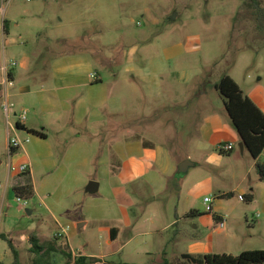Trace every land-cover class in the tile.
<instances>
[{"label": "rangeland", "instance_id": "rangeland-1", "mask_svg": "<svg viewBox=\"0 0 264 264\" xmlns=\"http://www.w3.org/2000/svg\"><path fill=\"white\" fill-rule=\"evenodd\" d=\"M8 1L0 0V7ZM13 7L16 14L37 12L36 21L24 22L33 26L28 35L0 36V54L5 51L17 66L25 52L31 55L29 71H20L19 85L8 91L16 111H28L27 130L16 128L12 119L16 134L30 140L12 156L0 93V235L13 239L21 264H33L36 258L33 235L45 245L63 236L54 264L74 262L62 251L101 261L94 264H161L165 259L191 264L182 255L190 254L195 242L214 244L213 254L264 250L262 205L243 195V189H250L242 184L249 156L239 171L243 156L234 134L235 151H220L228 130H234L225 99L215 88L229 74L245 92L256 87L264 92V0H13ZM187 41H196L200 50L183 53L180 60L188 68L181 76H188V84L173 89L191 100L179 108H155L157 101L149 94L157 85L155 75L160 87L168 85L177 62L168 60L167 51ZM60 68L76 75L54 76ZM141 70L148 73L147 83L137 82L149 89L144 98L134 90ZM98 73L100 82L92 77ZM197 87L205 91L201 100L193 91ZM213 115L224 119L226 134L206 143L200 153V127ZM32 129L47 138L35 136ZM131 138L169 149L174 173L163 183L144 179L122 188L118 149ZM185 161L195 165L181 173ZM22 164L32 170L31 177L19 171ZM30 179L35 195L18 200L13 187ZM91 182L100 185L97 192L88 191ZM233 190V196L220 195ZM125 191L138 204L121 199ZM205 198L216 212L229 216L241 241L225 240ZM123 209L138 224L135 241L109 245L108 228L119 226ZM14 261L8 242L0 237V262Z\"/></svg>", "mask_w": 264, "mask_h": 264}, {"label": "crops", "instance_id": "crops-1", "mask_svg": "<svg viewBox=\"0 0 264 264\" xmlns=\"http://www.w3.org/2000/svg\"><path fill=\"white\" fill-rule=\"evenodd\" d=\"M15 9L13 7V0H9L7 2V5L5 6L2 3V6L0 7V36H8V37H20L23 38V36L28 35L27 29L32 27V24L25 23L24 22L29 18L32 20H37V10L35 11V14H27L22 11H19L17 14L14 12ZM19 14V15H18ZM18 20H21L18 22ZM9 22V34H5L4 32V22ZM22 24V25H21ZM16 25V26H13ZM36 27V26H35ZM46 28L47 26L44 25ZM38 30V29H36ZM41 32V31H40ZM199 41V39H198ZM187 41L185 42V45L177 44L168 49L167 51V58L168 60H172L177 62V73L174 77V72H170L173 79L170 82H167L168 85H165V87H160L161 83L159 80V76L155 75V83H157L156 87L152 89V92H149L148 88H145L144 86H141L137 84V82H144L147 83V75L148 73L144 74V71L141 70L139 73V78L135 76V83H134V90L135 95H141L142 98L147 97V91L151 95V99H156L157 104L154 105L156 108H162V107H168V108H179L181 104L189 103L191 100V96L186 95L185 93H179L176 92L173 89V85H181V84H188V76L187 78L181 76H186L185 69L188 68L184 63L181 62V58L183 53H195L198 50H200L199 46H196L197 42L195 43ZM14 43V42H13ZM26 43V42H25ZM200 44V43H199ZM31 55L27 52H25L22 60L20 63H18V66L11 70V79L14 81V86L11 88H14L15 86L19 85L21 81V72L22 70L29 71L30 69V59ZM13 61V59L9 60L7 54L5 51L0 54V83L3 80L4 77V67L7 66V64ZM172 66L169 70H172ZM73 69L69 68H60L54 70L53 75L54 76H75L76 74L72 73ZM137 72V70L135 69ZM72 73V74H71ZM229 75V74H227ZM178 76V77H177ZM97 82L102 81L101 74H97ZM234 80L235 78L231 76ZM164 79V78H163ZM221 80V79H220ZM236 81V80H235ZM237 82V81H236ZM238 83V82H237ZM91 84V83H90ZM239 84V83H238ZM240 85V84H239ZM20 87L25 90H29V86L21 84ZM241 89L244 91L242 86L240 85ZM10 89V88H9ZM193 91L196 92V99L201 100L203 97V94H205V91L203 88L197 87ZM4 87L0 86V93L3 94ZM244 93L264 112V92L262 87H256L254 90H251L249 92ZM226 128L228 126L225 124L224 119L219 115H213L211 117H208L205 122L200 127L199 136L202 140V143L197 144V150L202 153L206 150V143H211L213 140H215L218 136L225 135L226 134ZM234 132L229 129L230 132L228 135V139L226 142H221V145H233V150L231 152L235 151L236 148V140L234 136H237L238 133L234 127H232ZM25 130L26 125H25ZM35 130V129H32ZM232 133V134H231ZM234 134V136H233ZM46 135V134H45ZM47 138V135H46ZM238 144L240 145L241 140L240 137L238 138ZM125 140V139H124ZM145 141V142H144ZM140 140L139 138H131L126 139L125 142L119 147V155L121 157L120 161V172H119V182L120 186L122 188H126L129 185H139L142 180L149 179L150 181H153L156 183V181H159L162 183L165 181L164 178H169L171 176V173H174V165H173V156L169 149H164L161 147H156L152 143L146 140ZM235 153L231 156L234 158ZM242 156L238 159L237 167L239 168V171L245 166L246 160L245 156L247 157L250 162V167L246 171V173L243 174L242 177V184H250V192L249 190L243 189V195L245 197H249L250 195H253L254 201L262 205L263 213H264V181L260 180V177L257 173L256 164L258 161L263 162L264 161V152L259 160H255L250 152L247 150V148H244V151H242ZM243 158V159H241ZM251 158V159H249ZM188 159H191L193 163V157L192 154H189ZM245 162V163H244ZM26 164V163H25ZM22 164V165H25ZM195 164H193L194 166ZM158 171V173H157ZM30 172L32 174V170L30 169ZM256 172V175H254ZM161 173V175H159ZM9 185V182L7 183V187ZM36 189V188H35ZM217 191L220 193L221 190L217 187H215ZM227 194H233L235 195V190L227 193H221V197L223 195ZM242 196V195H240ZM121 199L126 201L128 204L134 206L138 204V199L132 198L126 191L122 193ZM206 199V198H205ZM205 203V201H204ZM206 205V204H205ZM212 208V213L215 211L213 206H210ZM209 213V212H208ZM214 216H217L219 220H215ZM213 218V221L215 222L216 226L219 225V223H225V227L221 229L219 227L220 234L225 235V240L228 241H241L242 238L239 234H237L236 229L230 225L229 221L231 220L229 216L219 214L218 212H214V214L211 216ZM207 216H204L203 222L205 221ZM179 223L177 222L176 225ZM205 225V224H204ZM207 226V225H206ZM231 226V227H230ZM197 227V225L195 226ZM138 224L133 220L128 210L123 209L121 218L119 219V226H111L109 227V241L108 244L112 245L113 243L117 241H123L125 245H129L133 243L135 240V236L133 233L134 231H137ZM4 235V234H2ZM58 237H63L61 234L58 235ZM261 237L264 238V223H263V229L261 233ZM214 249H216V246L211 243H201V242H195L190 245V251L191 253L189 255L192 256H198V255H208L213 254ZM184 255V254H183ZM182 255V257H183ZM232 255V254H229ZM3 263V262H0Z\"/></svg>", "mask_w": 264, "mask_h": 264}, {"label": "trees", "instance_id": "trees-1", "mask_svg": "<svg viewBox=\"0 0 264 264\" xmlns=\"http://www.w3.org/2000/svg\"><path fill=\"white\" fill-rule=\"evenodd\" d=\"M4 32L5 34H9L8 21L4 22ZM215 88L225 99L226 111L241 142L244 143L251 156L255 160H259L264 152V112L244 93L240 85L229 75L223 76L215 85ZM29 132L35 136L46 139L44 133L36 130H29ZM17 151L19 150H16L14 154L17 153ZM256 169L260 180L264 181V162L258 161ZM25 175L31 177V172L29 171L25 173ZM13 189L18 200H22V198L30 199L36 193L35 186L31 179L29 182L13 187ZM227 196L230 197L233 196V194L223 195L222 198ZM248 200L254 201L253 195H250ZM209 213H212V211ZM190 214L194 215L198 214V212L192 211ZM176 218L178 219V216H176ZM214 218L216 221L219 220L217 216H214ZM0 237L8 242L9 248L15 259L14 264H21L20 254L14 246L13 239L8 238L7 235H0ZM59 240L60 237L57 236L55 241L45 245L41 243L37 236L33 235L30 238L32 244L31 250L36 255L33 264H54L52 258L55 253L59 252L57 242ZM62 253L71 260H74L73 263L70 262L68 264H94L96 262H101L97 258L84 256L81 252L68 253L62 251ZM183 258L191 264H264V250L244 251L239 256L229 254L192 256L184 254ZM161 264H171V262L165 259Z\"/></svg>", "mask_w": 264, "mask_h": 264}, {"label": "built area", "instance_id": "built-area-1", "mask_svg": "<svg viewBox=\"0 0 264 264\" xmlns=\"http://www.w3.org/2000/svg\"><path fill=\"white\" fill-rule=\"evenodd\" d=\"M29 1H33V0H29ZM17 66V62L16 61H10L6 67H4V77L2 82L0 83V86L4 87V98L5 100L3 101V109L6 115V120H7V125H8V136H9V141H8V152H9V156H12L14 154V152L16 150H20L22 145L25 142H29L30 140H21L17 134H16V129H15V125L12 124V119H16L17 120V124H16V128H23L25 127V122L28 120V111L26 110H21V111H16V107L13 103H11L9 101V88L14 86V81L11 79L10 73L11 70L16 68ZM93 78L97 79V77L95 75L92 76ZM20 125V126H19ZM24 129V128H23ZM12 132L15 133V135H12ZM233 150V145L229 144V145H222L220 147V151L222 153H230ZM264 162V161H263ZM30 170V168L27 165H22L19 169V171L21 173H26ZM239 199L241 201H244L245 198L244 196H240ZM211 203V199L210 198H206L205 199V204L208 208V212L212 211V208L209 206V204ZM219 227L221 229H223L225 227V223H219Z\"/></svg>", "mask_w": 264, "mask_h": 264}, {"label": "water", "instance_id": "water-1", "mask_svg": "<svg viewBox=\"0 0 264 264\" xmlns=\"http://www.w3.org/2000/svg\"><path fill=\"white\" fill-rule=\"evenodd\" d=\"M240 147L242 149V151H244L245 145L243 142L240 143ZM193 166V163H191L190 161H185L183 162L180 166H179V171L181 173H185L189 170L190 167ZM100 185L96 182H91L89 187H88V191L89 192H97L99 190ZM32 212L29 211V214H31Z\"/></svg>", "mask_w": 264, "mask_h": 264}]
</instances>
